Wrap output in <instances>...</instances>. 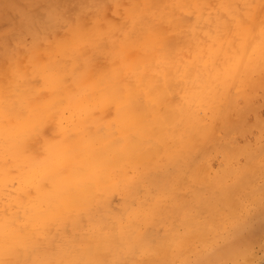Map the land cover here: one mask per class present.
Here are the masks:
<instances>
[{
    "label": "clouds",
    "instance_id": "clouds-1",
    "mask_svg": "<svg viewBox=\"0 0 264 264\" xmlns=\"http://www.w3.org/2000/svg\"><path fill=\"white\" fill-rule=\"evenodd\" d=\"M0 264H264V0H0Z\"/></svg>",
    "mask_w": 264,
    "mask_h": 264
}]
</instances>
